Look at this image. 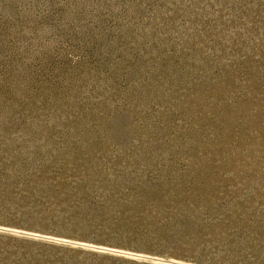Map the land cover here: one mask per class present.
I'll return each mask as SVG.
<instances>
[{"label": "rangeland", "instance_id": "rangeland-1", "mask_svg": "<svg viewBox=\"0 0 264 264\" xmlns=\"http://www.w3.org/2000/svg\"><path fill=\"white\" fill-rule=\"evenodd\" d=\"M0 264H264V0H0Z\"/></svg>", "mask_w": 264, "mask_h": 264}]
</instances>
